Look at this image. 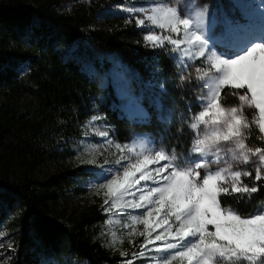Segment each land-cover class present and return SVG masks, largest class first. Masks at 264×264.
Returning <instances> with one entry per match:
<instances>
[{"label": "trees", "instance_id": "obj_1", "mask_svg": "<svg viewBox=\"0 0 264 264\" xmlns=\"http://www.w3.org/2000/svg\"><path fill=\"white\" fill-rule=\"evenodd\" d=\"M59 1L0 0V222L14 229L7 264H126L134 247L122 241L125 255L110 253L103 213L94 209L67 223L72 211L65 215L68 207L61 203L87 169L77 165L39 176L38 168L68 156L94 116L123 146L146 142L186 155L192 144L188 125L200 111L196 81L168 52L170 45L150 46L144 27L124 12L106 13L96 25L97 3L81 1L65 11ZM84 37L90 49L65 52L68 42ZM104 53L124 68L129 96H120L109 82L102 86L82 67V58L95 63ZM227 91L222 103L237 104ZM256 135L254 129L249 143L262 146ZM220 200L222 207L246 214L264 201V186L250 202Z\"/></svg>", "mask_w": 264, "mask_h": 264}, {"label": "snow or ice", "instance_id": "obj_2", "mask_svg": "<svg viewBox=\"0 0 264 264\" xmlns=\"http://www.w3.org/2000/svg\"><path fill=\"white\" fill-rule=\"evenodd\" d=\"M123 10L138 26L167 30V35H147L150 46L164 47L167 42L181 63L202 58L207 64V70L196 69L200 111L188 125L192 144L186 155L174 148L116 145L126 152L115 159L117 167H100L99 187L108 197L104 210H142L131 217L129 227L135 231L134 225H144L140 235L145 244L126 264L148 257L150 251L156 254L150 264H264V201L241 214L222 207L220 200L232 196L250 202L264 186V42H257L264 41V30L218 55L209 47L210 40L213 47L216 41L205 32V6L186 3L178 8L172 0H160ZM224 89L237 104L222 103ZM254 129L262 146L249 144Z\"/></svg>", "mask_w": 264, "mask_h": 264}, {"label": "rangeland", "instance_id": "obj_3", "mask_svg": "<svg viewBox=\"0 0 264 264\" xmlns=\"http://www.w3.org/2000/svg\"><path fill=\"white\" fill-rule=\"evenodd\" d=\"M81 1L98 4V8L94 15V24L96 25L102 23L106 13L122 11L127 16H130V13L123 9H136L160 2V0H60L57 7L61 10L72 11ZM186 3L192 6L206 7L208 15L205 32L216 41V45L213 47V42L210 40L209 47L212 48L213 51H216L218 55L222 54L230 45L238 44L249 37L256 38L261 31L264 30V0H172V5L178 8H183ZM181 15H184L183 11H181ZM132 19L136 21V18ZM144 29L145 32L142 36L145 41L146 36L150 34H169L167 30L161 31L151 26H149V28L144 27ZM172 35L175 38V34ZM257 42L264 41L257 40ZM147 43L151 45V42ZM166 44L167 42H165V45ZM76 46L88 47L89 43L84 37L77 41L68 42L63 49L65 52H69ZM88 48L90 49L91 47ZM167 49L175 58L177 64L186 70V73L192 74L194 78L197 75V68L207 70V64L201 63L202 58H197L195 60L184 59L183 63H181L180 59H178V54L171 51V47ZM236 50L238 51V49ZM104 54L106 56L104 58L102 55H97V62L95 63H93L91 56L82 58L80 63L88 72L95 73L102 86L109 82L120 96H129L125 83V74L122 72L124 68L119 66L111 53ZM103 61L108 62V65H105ZM196 85L197 98L201 94V90L197 82ZM131 106H133V108L135 106L132 101ZM246 111L249 112L250 116V110ZM103 131L107 132L106 126L99 120L93 121L90 119L86 121L83 125L82 135L76 142V146L72 152L68 156L60 158L49 165L40 166L38 168V175L41 176L43 173L53 169L63 170L77 165L85 167L88 174L86 177H79L78 181L74 184L73 193L66 194L61 203L62 208L68 207L67 211L64 213L65 215L66 213L70 214V211H72L67 218V223L78 220V217L82 214L89 213L94 209L98 210L105 215L106 224L101 231L104 230L103 234L106 237L105 240L110 253L117 256H124L125 253L120 246L122 241L128 244L132 243L134 248L132 252H130L132 254L131 257L128 258V260H130L133 259V254L138 253L145 244V237L140 235V233L144 231V225H134L135 231H133V227H129V225L132 224L131 217L138 215L142 210L128 209L123 213H118L116 209H113L111 214L104 210L107 207L104 205V200L108 199V197L105 196L106 190L99 187V182L101 180V177L98 175L100 167H117L114 164L115 159L122 154H126V152L121 153L115 147L116 145H123L113 140L109 134L107 137L99 135V133ZM142 145L153 150L158 149L151 143L145 142ZM250 146L252 145L250 144ZM156 166L157 165H152L151 167ZM109 219L112 220L111 224L107 223ZM211 229L212 226H210V230ZM153 235H155V233H153ZM156 243L159 244L160 242L157 241ZM148 248L152 249V245H148ZM13 250L14 229L10 223H7V220L2 223L0 222V264L8 263ZM155 255L154 251H150L148 257L137 258L134 260V264H150L149 258ZM69 264L84 263L81 260H72ZM173 264H179V262L175 261Z\"/></svg>", "mask_w": 264, "mask_h": 264}]
</instances>
